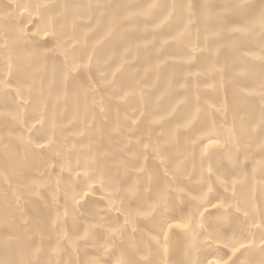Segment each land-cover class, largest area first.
I'll return each instance as SVG.
<instances>
[{"label":"bare ground","instance_id":"bare-ground-1","mask_svg":"<svg viewBox=\"0 0 264 264\" xmlns=\"http://www.w3.org/2000/svg\"><path fill=\"white\" fill-rule=\"evenodd\" d=\"M258 47L264 0H0V264H264Z\"/></svg>","mask_w":264,"mask_h":264},{"label":"rangeland","instance_id":"rangeland-1","mask_svg":"<svg viewBox=\"0 0 264 264\" xmlns=\"http://www.w3.org/2000/svg\"><path fill=\"white\" fill-rule=\"evenodd\" d=\"M250 29H251L250 25H248L247 23H243V24H240V26L237 28L236 33L241 34V35H246L249 33ZM255 53L256 55L254 56V59L258 62L263 58L264 48H260V47L256 48ZM231 56L232 54H229V57Z\"/></svg>","mask_w":264,"mask_h":264}]
</instances>
